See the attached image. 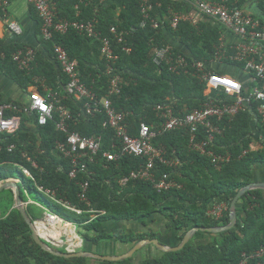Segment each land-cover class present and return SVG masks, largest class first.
Returning <instances> with one entry per match:
<instances>
[{"label":"trees","instance_id":"obj_1","mask_svg":"<svg viewBox=\"0 0 264 264\" xmlns=\"http://www.w3.org/2000/svg\"><path fill=\"white\" fill-rule=\"evenodd\" d=\"M105 1L68 0L67 6L62 8V0H52L53 4H57V7L54 5L56 19L80 22L95 19V30L101 38L110 40L114 53L119 56L114 65L115 73L124 83L119 95L111 96L110 100L116 112L126 114L125 123L132 137L138 136L141 123L152 126L155 132L160 130L163 120L155 111L159 105H169L174 115L182 116L200 108L209 98H217L220 103L229 104L222 92L212 91L205 96V82L183 72L171 73L167 66H155L151 61L150 53L153 48L169 47L175 55H183L168 44L166 37L171 36L190 49L191 57H185L189 64L200 61L209 66L216 59L220 45L219 35L210 25H202L197 31L188 22L181 20L177 29L173 30L169 22L163 20L170 10L178 12L181 8L168 0H149L154 6L150 16L158 22L159 27L153 29L148 22L141 27L143 18L140 13V0H121L118 7L106 6ZM227 1L229 7L240 10L252 5V19L264 25L262 18L257 15L264 16V0ZM119 9L120 12L117 13ZM32 10L40 24L37 13L33 8ZM112 28L122 34L121 44H117L114 35L110 33ZM41 43L52 57L53 46H61L70 59L77 62V72L83 85L98 100L107 96L112 75L106 73L107 65L101 58L100 40L69 30L62 35L53 34L50 41L42 39ZM24 47L26 46L15 44L5 46L0 42V52L5 54L0 65L6 74L21 84L33 83L40 75L46 79V85L52 90L63 93L67 84L66 76L60 67L58 71L53 70L52 76L51 73L40 72L39 65L42 61L36 51L34 62L28 71L17 69L10 56ZM123 48L130 51L124 52ZM234 53L229 51V55ZM230 64L242 72L243 63ZM209 71L221 74L210 68ZM40 88L37 90L41 91ZM0 103L21 107L18 103L4 102L1 99ZM85 103L86 100L69 97L62 100L59 106L65 107L73 116L74 121L68 123V132L101 139V150L94 158V163L83 161L87 166L86 171L77 173L74 179L68 176L71 170L70 160L65 159L56 149L57 143H65L66 140V135L55 127L58 114L41 127L36 126L30 117L22 115V123L17 133L0 134V181L10 178L2 168L11 166L19 173L20 183L29 194L33 193L42 200L44 198L39 194V187L54 192V198L50 202L46 199L33 201L40 204L43 202L46 205L45 210L57 215L64 222L75 225L80 237L94 246L112 240L134 245L156 237L154 232L107 234L103 231V225L108 221H141L146 226V220L160 215L166 222V230L175 233L172 247L178 246L185 233L193 228L226 226L229 224L232 198L240 189L257 181L254 175L255 166L264 167V126L258 119L254 122L256 104L251 103L245 111L218 123L222 131L216 136L215 144L210 149L216 154H229L230 159L225 164L215 166L210 158L190 149L189 134L185 131L157 134L152 145L163 149L165 159L174 164L165 166L156 163L152 173L156 179L167 174L169 180L181 187L158 193L150 181L130 178L131 172L138 171L145 165V159L125 155L113 162H106L102 158V153L110 150L114 132L102 128L106 119L104 114L93 117L83 114ZM5 116H11V113H6ZM27 122H33V127L27 126ZM10 146L14 147L11 151L8 150ZM27 158L35 162L37 168H33ZM16 166L28 170L30 178L25 177ZM85 182L88 183V188L84 202L79 199V195L80 185ZM3 192L5 191L0 193V205L5 202L7 206L0 207V264H264V256H254L264 248L262 190H252L239 199L235 208L236 223L231 230L219 234L197 232L177 252L161 253L153 246L156 253L141 258L138 262L133 257L118 262L89 258L64 259L44 252L31 239V231L21 214L16 209L11 210L12 192L7 191L10 196L6 199L2 197ZM20 196L23 199L21 193ZM62 202L75 208L79 214L66 209ZM215 204L226 206L220 219L209 215ZM33 205L26 208L32 222ZM202 235L208 236L209 241L194 244V239ZM57 251L64 253L63 249Z\"/></svg>","mask_w":264,"mask_h":264},{"label":"built area","instance_id":"obj_2","mask_svg":"<svg viewBox=\"0 0 264 264\" xmlns=\"http://www.w3.org/2000/svg\"><path fill=\"white\" fill-rule=\"evenodd\" d=\"M37 13L40 20V34L45 41H50L53 34H65L69 30L86 35L89 38H97L101 44V58L106 63V73L112 75L109 82L107 96L98 100L95 95L89 91L81 82L77 72L78 64L75 60L70 59L67 52L59 45L53 46V56L58 63L61 72L67 78V84L64 92L54 91L48 88L44 89L41 94L34 91L29 96V104L17 108L10 103H0V134L13 135L20 129L22 115L33 117L36 126H45L53 120L55 114H58V121L55 127L58 131L66 135L65 143H57L56 149L65 159L70 160L71 170L68 174L70 179H74L77 173L86 171L87 166L83 163H94V158L101 150V139L98 137H84L75 132H68V123L73 120L72 114L63 106H59L62 100L73 97L76 100H86L84 112L86 116L93 117L96 114H104L105 121L102 128L110 129L114 132L109 151L102 153V158L106 162H113L121 156H133L143 158L146 163L138 171L130 173L131 179L148 180L154 184V189L158 192H168L172 189L181 187L174 181L169 180V176L162 175L156 179L152 173L155 164L159 163L165 166H173L174 163L165 159V151L152 145V140L160 132L185 131L189 134V147L200 155L207 156L215 166L225 164L229 161V154L221 155L214 153L210 147L215 144L217 135L221 134L218 123L226 118H233L240 111H245L251 103H255L256 120L264 126V52L261 46L264 45V25L253 20L251 15L246 14L243 10L229 7L227 0H191L195 8L203 16L218 22L226 30L232 32L241 38V43L233 48H224L219 45V53H216L215 60L222 66L234 68L231 62L243 63L242 72L251 75V85L240 83L231 75L212 73L205 63L192 61L190 64L183 55H175L169 47L153 48L151 50V61L155 66H167L169 71L174 74L183 72L190 74L201 82L206 83L205 96L212 91L222 92L228 103H220L217 98H209L200 108L193 109L184 115H174L169 105H159L155 111L163 120L160 130L155 132L152 126L141 123L138 129V136L132 137L128 132L125 123L126 114L116 112L112 107L110 97L119 95L121 86L124 84L122 78L115 73L114 65L119 56L114 53L111 42L107 38H101L95 30L97 21L95 19L85 22L58 20L55 15V7L52 0H24ZM83 2L84 0H79ZM102 1V0H101ZM9 0H0V10L5 12ZM153 5L149 0H140V13L143 22L140 25L144 27L146 22L150 23L153 29L159 27L158 22L153 20L150 13ZM78 9V6L75 7ZM171 18L168 21L171 29L176 30L182 17L170 12ZM164 21V20H163ZM9 29L15 34H20L21 29L14 23L9 24ZM114 35L117 44H121L123 36L116 32L115 28L110 30ZM124 52H129L123 48ZM229 51L235 52L229 55ZM5 59V54L0 52V61ZM11 61L20 71H28L35 59V50L31 47L19 48L10 56ZM226 61V62H225ZM44 87V86H42ZM245 88V90H244ZM6 113L11 116L6 117ZM74 121V120H73ZM201 137V139H198ZM14 147L8 148L11 151ZM33 168H37L35 162L29 158ZM17 167V166H16ZM17 169L27 178H30L28 170L22 167ZM81 193L79 199L86 201L85 193L88 183L80 185ZM47 196L54 198V192L38 188ZM66 209L75 211V208L67 203H61ZM226 211L224 204H215L211 207L209 215L215 219H220L222 213ZM45 221L52 225L59 222V218L54 214L45 213ZM51 222V223H49ZM255 257L264 256V248H261L254 254ZM241 264H245L242 262Z\"/></svg>","mask_w":264,"mask_h":264},{"label":"crops","instance_id":"obj_3","mask_svg":"<svg viewBox=\"0 0 264 264\" xmlns=\"http://www.w3.org/2000/svg\"><path fill=\"white\" fill-rule=\"evenodd\" d=\"M63 5L62 8H65L68 4V0H62ZM172 4L178 5L181 10L175 12L179 14L185 22H188L194 29H199L202 25H210L212 30L217 31L219 35V43L224 48H233L241 43V38L232 32L226 30L221 24L216 21H213L201 13L195 8L194 4L191 0H168ZM121 0H106V6H120ZM252 4V3H251ZM55 7H57L56 2H54ZM248 7L243 10L246 14L251 15L253 12L248 10ZM120 12V9L117 13ZM170 12H173L170 10ZM165 16L164 22H167L171 18V13ZM14 23L21 29L20 34H15L13 31L9 29V24ZM198 31V30H197ZM167 34V32H166ZM169 35V34H167ZM170 36V35H169ZM166 37V36H165ZM168 44L176 49L181 54L185 55L184 57H191L192 53L190 49H188L183 43L176 41L170 37H166ZM42 38L40 34V24L36 15L33 13V10L29 4H27L24 0H9L5 12L0 10V42L5 46L9 45H23L26 47H32L38 53L39 58L41 59L39 70L44 73H51L53 70L58 71L59 65L56 62L55 58L52 57V54L45 49L43 44L41 43ZM261 49L264 52V45L261 46ZM200 62V61H197ZM203 63V62H201ZM52 67V68H51ZM210 69L220 72L221 74L231 75L234 79L239 81L240 83L246 84V87L251 85V75L241 72L236 68H228L220 65L217 61H212L208 66ZM51 68V69H50ZM60 78V77H59ZM41 86H44L40 88ZM41 89V91L37 89ZM51 89L48 85H46V79L37 76L33 83L30 84H21L14 80L10 75L6 74V72L1 68L0 65V99L4 102H15L20 104L21 106H25L29 104V96L34 91L39 93H44V89ZM33 120V117H30ZM33 122H27L26 125L30 128L33 127ZM255 136V135H254ZM254 175L256 182H264V167L255 166L254 167ZM16 182L18 186V181L12 179V182ZM19 188V187H18ZM10 191V190H6ZM12 192V191H11ZM13 195V192H12ZM13 202V200H12ZM14 206V202L11 205ZM230 210V209H229ZM51 223V222H49ZM146 226H143L141 221H108L103 225V231L107 234H115L120 235L122 233L131 234V233H144V232H154L156 237L164 244L172 245L175 242V233L168 232L165 228L166 222L160 215H155L151 219L146 220ZM36 231L38 236L49 243L51 246L55 247L56 250L63 249L71 252V251H88L100 255H112L114 256V252L118 251L117 255H122L121 250L127 248L124 244L117 241L110 242H102L99 245L94 246L90 242L84 241L77 232V228L72 224L61 225L58 222L55 225L47 224V222L43 220H39L36 223ZM208 236L202 235L194 239V244H201L208 242ZM121 249V250H118ZM156 249V248H155ZM150 252V254H148ZM145 256H133V260L138 262L139 259L148 257L150 255H154V251L152 248L148 250ZM140 255V254H138Z\"/></svg>","mask_w":264,"mask_h":264},{"label":"water","instance_id":"obj_4","mask_svg":"<svg viewBox=\"0 0 264 264\" xmlns=\"http://www.w3.org/2000/svg\"><path fill=\"white\" fill-rule=\"evenodd\" d=\"M253 6H249L248 10H251ZM258 17L262 18L264 22V16H261L257 14ZM245 90V88H244ZM254 122H256V117L254 116ZM10 190L13 192V202L14 206L13 209H16L21 216L23 217L25 223L28 225L30 231H31V239L35 244H37L41 250L44 252H47L51 254L52 256L55 257H61L64 259H73V258H89V259H95V260H100V261H108V262H118V261H123L130 259L134 256L136 252L141 250L144 247H147L149 245L154 246L159 252L161 253H172V252H177L180 251L184 248V246L193 238L194 234L197 232H202V233H211V234H219L223 233L226 231L231 230L234 228L235 223H236V205L238 204L239 199L246 193L252 191V190H262L264 191V182H253L250 183L249 185L243 187L240 189L232 198L231 205H230V210H229V224L223 227H214V228H193L189 230L188 232L185 233L182 241L179 243L178 246L172 247L171 245L164 244L162 243L157 237L150 240V239H145L142 240L136 244H134L130 250L125 252L122 255L119 256H112V255H100L88 251H78V252H68L67 250L64 253L58 252L56 248L51 246L49 243L41 239L37 232L34 223L30 220L28 217L24 202L20 196V191L17 186V183L14 181L12 182V179H7L5 181H0V193L2 191Z\"/></svg>","mask_w":264,"mask_h":264},{"label":"rangeland","instance_id":"obj_5","mask_svg":"<svg viewBox=\"0 0 264 264\" xmlns=\"http://www.w3.org/2000/svg\"><path fill=\"white\" fill-rule=\"evenodd\" d=\"M252 11H253L252 13H254L253 9H252ZM2 169L10 177V179H19L20 180L19 173L17 171H15L11 166H4ZM19 186H20V193H21L24 201L31 200L32 202H34L33 200H36V201H39V200L42 201L43 200L44 201V199H46L47 201L50 202V198H48L45 194L39 192V194L44 198V199L41 200L40 198H36L33 193L29 194L28 192H26V190L23 187L22 183H19ZM9 196L10 195L8 194L7 191L3 192V196L2 197H4L5 199L7 197H9ZM5 206H7L5 202H2V204L0 205V207H5ZM45 207H46V205L43 202L41 204L39 202H35L34 205L31 207L32 208L31 209V213H32L31 217H32V219L41 220L43 218V216L45 215V212L47 211V210H45ZM150 248H152V250L154 251V254H155L156 250L154 249V247L152 245H149L147 247L142 248L138 252H136L135 256H138V258L141 257V256H145L146 253H148V250ZM127 249H128V246L124 250H121V249H118V250H121V254H122ZM118 253H120V252H118V251L114 252V254H115L114 256H119V255H117ZM138 254H140V255H138ZM148 254H150V252Z\"/></svg>","mask_w":264,"mask_h":264},{"label":"clouds","instance_id":"obj_6","mask_svg":"<svg viewBox=\"0 0 264 264\" xmlns=\"http://www.w3.org/2000/svg\"><path fill=\"white\" fill-rule=\"evenodd\" d=\"M257 121V120H256ZM10 179V178H9ZM7 180V179H6ZM15 180H17L18 181V187H19V183H20V180L19 179H15ZM5 181V180H4ZM19 191H20V188H19ZM41 193H43V192H41ZM44 194V193H43ZM46 195V194H45ZM47 196V195H46ZM48 198H50V200H52V198L51 197H49V196H47ZM23 200V199H22ZM23 202H24V206H25V210H26V208H27V206L28 205H30V204H34V202H32L31 200H26V201H24L23 200ZM47 212H49V211H46L45 213H47ZM51 213V212H50ZM53 214V213H52ZM55 215V214H54ZM55 216H57V215H55ZM29 217V216H28ZM58 217V216H57ZM30 218V217H29ZM59 218V217H58ZM31 220V219H30ZM41 220H43V221H45V215L43 216V218L41 219ZM32 221V220H31ZM38 221L39 220H34L32 223H34V225H35V228H36V223H38ZM46 222V221H45ZM59 222L61 223V225H65V224H67L66 222H64L61 218H59ZM58 223V222H57ZM57 223H54V224H52V225H55V224H57ZM48 224V223H47ZM70 224V223H69ZM75 226V225H74ZM76 227V226H75ZM37 232V231H36ZM38 234V233H37ZM156 238V237H155ZM110 242V241H109ZM125 245V244H124ZM125 246H128V249L125 251V252H127L128 250H130V248L133 246V245H125ZM55 248V247H54ZM66 251V250H65ZM69 252V251H68ZM71 252H78V251H71ZM124 252V253H125ZM123 253V254H124ZM136 254V253H135ZM134 254V255H135Z\"/></svg>","mask_w":264,"mask_h":264}]
</instances>
